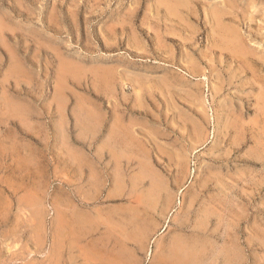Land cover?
<instances>
[{
  "label": "rangeland",
  "instance_id": "rangeland-1",
  "mask_svg": "<svg viewBox=\"0 0 264 264\" xmlns=\"http://www.w3.org/2000/svg\"><path fill=\"white\" fill-rule=\"evenodd\" d=\"M163 1L0 0V264H158L206 210V264H264V0Z\"/></svg>",
  "mask_w": 264,
  "mask_h": 264
},
{
  "label": "bare ground",
  "instance_id": "bare-ground-1",
  "mask_svg": "<svg viewBox=\"0 0 264 264\" xmlns=\"http://www.w3.org/2000/svg\"><path fill=\"white\" fill-rule=\"evenodd\" d=\"M167 1V0H166ZM169 1V0H168ZM172 2H173V0H171ZM164 2V1H163ZM162 3V2H161ZM164 3H169V2H164ZM164 3H162V4H164ZM171 3V2H170ZM169 3V4H170ZM176 3H178V0L177 1H175V3H171L170 5L172 6V4H173V6H172V8L174 7V4L176 5ZM224 3V2H223ZM231 4V3H230ZM178 5H179V3H178ZM178 5H177V7H178ZM183 5V4H182ZM182 5H180L181 7L180 8H182ZM226 7H227V5H226ZM176 8V7H175ZM167 9H169V7L167 8ZM166 9V10H167ZM170 10V9H169ZM171 11V13H172V11H174V8L172 9V10H170ZM176 11H177V9H176ZM167 12V11H166ZM178 13H179V11H177ZM171 13H169L168 12V14H171ZM173 13H176V12H173ZM222 14H223V12H221ZM177 14V13H176ZM219 14H220V12H219ZM222 14H220V16L222 15ZM226 14V13H225ZM224 14V15H225ZM174 15V14H173ZM178 15V14H177ZM213 15V14H212ZM172 16V15H171ZM174 16H176V15H174ZM183 16V15H182ZM223 16V15H222ZM225 17V16H224ZM170 18V17H169ZM173 18V17H172ZM223 18V17H222ZM218 19V18H217ZM214 20V19H213ZM215 21V20H214ZM222 21V20H221ZM216 22V21H215ZM218 23V22H217ZM216 23V24H217ZM221 25V24H220ZM226 25V24H225ZM228 25V24H227ZM223 25H221V27H222ZM226 29H227V27H229V26H224ZM224 27H223V29H224ZM216 28H217V26H216ZM218 28H219V26H218ZM223 29H221V30H223ZM220 30V29H219ZM225 30V29H224ZM228 30V29H227ZM226 30V31H227ZM230 30H231V27H230ZM236 30H238V29H236ZM229 31V30H228ZM217 33H218V35H219V32H218V30L216 31ZM235 33H236V31H234ZM234 32H227L229 35L228 36H230V34H231V40H228V41H231L230 42V46H232L234 49L233 50H235L236 51V53L237 54H241V56L243 55V49L241 48V46L243 47V45H241L240 44V42H239V40H238V37L236 36V34L234 33ZM217 33L215 34V35H217ZM225 33V32H224ZM239 33V32H238ZM217 35V36H218ZM226 35V34H225ZM240 35V34H239ZM227 36V37H228ZM221 37V36H220ZM219 37V38H220ZM219 38H217V39H219ZM224 39H225V36L223 37ZM217 39H215V40H217ZM243 39V38H242ZM170 40V39H169ZM223 40V39H222ZM221 40V41H222ZM226 40H227V38H226ZM226 40H223L221 43L224 45V44H226ZM160 41V40H159ZM219 41V40H218ZM225 41V42H224ZM227 41V42H228ZM240 41H242V40H240ZM215 42V41H214ZM224 42V43H223ZM243 43V42H242ZM227 44H229V43H227ZM218 45V44H217ZM241 45V46H240ZM226 46V45H225ZM218 47V46H217ZM224 47V46H223ZM222 47V49L221 50H223L224 48ZM226 48H228V47H225V50H226ZM243 50V51H242ZM250 51V50H249ZM229 52L231 53V55L233 56L234 54H232L233 52H231L230 51V49H229ZM247 52V51H246ZM245 52V53H246ZM235 53V52H234ZM248 54V53H247ZM238 55V56H239ZM235 56V55H234ZM237 56V55H236ZM243 58H245V57H243ZM237 59V58H236ZM239 59H241V57L239 58ZM247 60H248V58H246ZM246 59L245 60H243L242 59V61H246ZM241 61V62H242ZM247 62V61H246ZM253 64V63H252ZM242 65H243V63H242ZM250 66V65H249ZM193 68H191V69H188V71L189 70H193L195 67L194 66H192ZM243 67H245L244 65H243ZM249 68V67H248ZM194 71V70H193ZM247 71V70H246ZM255 72V71H254ZM190 73H193V72H190ZM193 74H195V73H193ZM172 85V84H171ZM139 86V85H138ZM139 89V88H138ZM143 89V88H142ZM140 90V89H139ZM138 90V91H139ZM260 94V93H259ZM262 97V96H261ZM263 97H264V95H263ZM264 100V99H263ZM117 106H119V104L117 105ZM262 106H263V104H262ZM262 108V107H261ZM258 109V108H257ZM260 109V108H259ZM263 109V108H262ZM261 110H259V112H260ZM116 112H119V111H116ZM257 113V112H256ZM260 113H262V112H260ZM262 114H264V113H262ZM118 115V114H117ZM238 115V114H237ZM256 115V114H255ZM116 116V115H115ZM121 116V115H120ZM241 116V115H240ZM122 117V116H121ZM243 117V116H242ZM119 119H118V122H120V117H118ZM262 120V119H261ZM236 121H237V119H236ZM236 121H234V119H233V122H230V124L231 123H235ZM256 121V120H255ZM116 123V125H115V127L112 129V133H111V135L109 136L110 137V142H112L113 143V146H115L114 148H116L117 149V153L119 152L118 150H122V151H124V152H126L128 155L129 154H135L137 151H139V150H137V151H135L136 149H138L139 147H140V143L139 142H137L136 144H140V145H136L135 143H134V141L136 140V138H135V136H134V134L133 133H135L134 131H132L131 129H125L124 127H123V125H121L120 123ZM124 123V122H123ZM237 123V122H236ZM235 123V124H236ZM243 123V122H242ZM115 124V123H114ZM125 124V123H124ZM126 125V124H125ZM238 125V124H237ZM233 126V125H232ZM239 127V126H238ZM238 127H237V129H235V131H234V133L236 132V130L238 131L239 129H238ZM245 127V126H244ZM227 128V127H226ZM243 128V127H242ZM193 129V128H192ZM227 129H229V128H227ZM231 129V128H230ZM232 130V129H231ZM195 131H196V133L195 134H193V135H195V136H197V138H198V141H199V143H202V141H203V139H204V131H203V128L201 127V126H196L195 127ZM240 131V130H239ZM230 132V131H229ZM259 132V131H258ZM149 133V132H148ZM194 133V132H193ZM237 133V132H236ZM235 133V134H236ZM243 133V132H242ZM191 135H192V133H191ZM259 135V134H258ZM108 137V138H109ZM239 137H241V136H239ZM138 139V138H137ZM242 139V138H241ZM236 140H238V141H240V139H236ZM251 140V139H250ZM264 141V140H263ZM104 143H105V141H104ZM109 144V143H108ZM110 145H112L111 143H110ZM136 146H139L138 148L136 147ZM142 146V145H141ZM135 147H136V149H135ZM105 148V147H104ZM141 149H142V147H141ZM143 150V149H142ZM141 151V150H140ZM138 154V153H137ZM136 154V155H137ZM145 154V153H144ZM143 154V155H144ZM168 154V153H167ZM130 155V156H131ZM178 155V154H177ZM180 155V156H179ZM178 156L179 157H181V154H179ZM185 155V154H184ZM116 156H117V154H116ZM153 156V155H152ZM178 156H176V157H178ZM118 157H120V155L118 156ZM149 157V156H148ZM185 158H181V159H176V158H174V159H176V164L178 165V167L177 168H179V172L181 173V175L184 177V174H186L187 173V167H188V165H187V159H186V156H184ZM184 159H186V161L184 160ZM150 160V159H149ZM168 160H170V159H168ZM172 161V160H171ZM148 162V161H147ZM146 163V162H145ZM170 163V162H169ZM172 163V162H171ZM153 164V163H152ZM175 164V165H176ZM149 165H151V164H149ZM149 165H147L148 167H149ZM143 166V165H142ZM142 166H141V171H142V173L140 172V174L144 177V176H146V175H148L149 173H150V175H151V170H149L148 172L145 170V169H142ZM145 166V165H144ZM147 167V168H148ZM152 167V166H151ZM175 167V166H174ZM152 168H154V167H152ZM152 168H150V169H152ZM176 168V169H177ZM149 169V168H148ZM175 169V170H176ZM152 171H154L153 169H152ZM155 172V171H154ZM153 172V173H154ZM178 172V173H179ZM156 173V172H155ZM154 173V174H155ZM158 174H156L155 176H157ZM180 175V174H179ZM160 176V175H159ZM153 177V176H152ZM182 177V178H183ZM148 178V177H147ZM157 178V177H156ZM156 178L154 179V177L152 178V180L154 179V180H156ZM209 178V177H208ZM149 179V178H148ZM159 179V178H158ZM157 179V181H159ZM141 180H142V178H141ZM144 180V179H143ZM209 180H211L210 178L208 179V180H206L205 182H204V184H202L201 186H200V192L202 191H204V189L206 190V189H208L209 188ZM155 183L153 184V188H152V192L150 193L149 192V194H155V192L157 191V190H160L161 189V185H162V183L160 182H156V181H154ZM142 183V182H141ZM151 183H153V182H151ZM159 183V184H158ZM161 184V185H160ZM216 184H219V183H216ZM223 185V184H222ZM221 186V185H220ZM151 187V186H150ZM164 189V191H165V188H163ZM223 190V189H222ZM168 191V190H167ZM151 197V196H150ZM170 196L169 195H167V196H165V200H164V206L165 207H163L161 210L162 211H167L170 207H168L169 206V204H171L170 203ZM223 203V202H222ZM218 206V205H217ZM203 218V219H202ZM211 219V214L209 213V211L208 210H206V211H204L203 212V215H202V217H201V220H199V222H196L193 226H191L192 225V223H188L187 224V222H185V224L184 223H181V224H179V225H177L176 226V228H175V231H178V232H180V233H182L183 235L181 236V237H177V238H175L173 241H172V243L170 244V246H169V248L167 249V255L166 256H160V257H158L157 258V261H156V263L158 262V264H206V262H207V260H205V257H206V251H207V248H208V245L206 244V243H201V242H203L202 240H204V242H205V239H207L208 238V236H209V234H208V232H207V221H209ZM87 221V220H86ZM86 221H85V219L83 220V219H78L77 220V226L75 227V236H77V238H75L74 239V241L76 242H78L80 239H81V237L82 236H84V235H89V234H91V233H93L94 231H95V229H92V228H89V229H86V228H84V226H83V224L85 225L86 224ZM186 221H189L188 219L186 220ZM55 225V224H54ZM56 226V225H55ZM141 229L142 230H140L139 231V233H137L136 235H134L135 236V238H136V243L137 244H139V245H144V240L147 238V233H148V231L147 230H145L144 228H142L141 227ZM187 230H190V231H187ZM71 231H72V235L74 234V229H71ZM136 232H138V231H136ZM53 234H55V233H53ZM74 236V237H75ZM146 241V240H145ZM52 247V246H51ZM54 248V247H53ZM223 248V247H222ZM227 248V247H226ZM56 250V245H55V249H54V251ZM236 250V249H235ZM231 251V250H230ZM54 253H56V252H54ZM206 254V255H205ZM220 254L222 255L221 257H226V251H225V248L224 249H221V251H220ZM234 254H236V253H234ZM235 256V255H234ZM56 259V258H55ZM226 259V258H225Z\"/></svg>",
  "mask_w": 264,
  "mask_h": 264
}]
</instances>
